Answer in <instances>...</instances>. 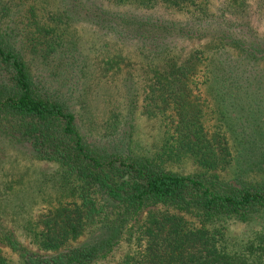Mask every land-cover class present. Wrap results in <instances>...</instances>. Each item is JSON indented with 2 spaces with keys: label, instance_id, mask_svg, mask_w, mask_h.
I'll use <instances>...</instances> for the list:
<instances>
[{
  "label": "trees",
  "instance_id": "trees-1",
  "mask_svg": "<svg viewBox=\"0 0 264 264\" xmlns=\"http://www.w3.org/2000/svg\"><path fill=\"white\" fill-rule=\"evenodd\" d=\"M45 1L0 0V139L53 169L24 196L0 173V243L22 264H264V228L231 234L264 217V0Z\"/></svg>",
  "mask_w": 264,
  "mask_h": 264
},
{
  "label": "rangeland",
  "instance_id": "rangeland-1",
  "mask_svg": "<svg viewBox=\"0 0 264 264\" xmlns=\"http://www.w3.org/2000/svg\"><path fill=\"white\" fill-rule=\"evenodd\" d=\"M52 6H53V1L46 0L43 6L41 7L43 9L50 10ZM251 13L255 19V23H254L255 28L259 29L260 32L264 34V21H259V14L255 12V9H252ZM169 17L172 20L184 18L183 15H179V14L170 15ZM71 32H73V34L76 35V38L78 39V42L85 53L88 52L89 45L91 44V42L95 40L98 36L97 32H95L93 28L84 25L73 28ZM207 41L208 40L205 39L203 41L195 42L192 45H190V48L203 45ZM119 49L125 53H128L130 51L129 48H119ZM136 117H137V121H135L136 132L134 133V138L131 145L132 150L136 154H154L161 145L162 130L155 119L141 115V113H138ZM22 158H23L22 155H20L12 148L11 149L7 148L6 145H4L0 139V167L2 168L0 170V173L2 176L5 173L9 174L8 178L4 177L2 181H4V183H7L8 185H12L15 188L17 195H18V191L21 192L20 196L29 194L28 190L30 191L32 187H35L37 185L36 181L42 177L41 175L42 173L53 171L52 168L50 169L47 166L40 165L33 161H28V159L23 160ZM173 169L183 175H195L202 172V170L197 165H194L192 162L188 160H185L181 164L174 166ZM22 177H24V180L20 185L17 180H21ZM151 211L152 209L144 211L142 215L139 217V219L143 220L149 215ZM263 216H264V212H263ZM262 222H264V217L263 219L255 220L251 225L235 223L231 225L232 226L231 234L235 237L249 236L253 232H256L264 228V223ZM15 234L18 240L21 243H23L27 248H29L31 251L37 252L42 255L47 254L37 249L27 239L22 237L18 231H15ZM0 249L3 251L4 256L10 260L11 264H22L19 255L13 253L7 246L0 243ZM125 253H126L125 249L118 251L114 260L110 263H105V264H121V260L125 255Z\"/></svg>",
  "mask_w": 264,
  "mask_h": 264
}]
</instances>
